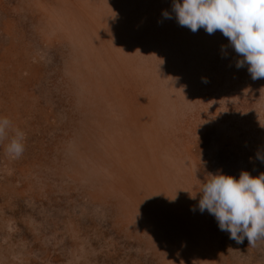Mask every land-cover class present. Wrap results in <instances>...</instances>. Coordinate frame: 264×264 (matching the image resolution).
Returning <instances> with one entry per match:
<instances>
[{
	"label": "rangeland",
	"instance_id": "rangeland-1",
	"mask_svg": "<svg viewBox=\"0 0 264 264\" xmlns=\"http://www.w3.org/2000/svg\"><path fill=\"white\" fill-rule=\"evenodd\" d=\"M172 4L0 0V117L25 133L20 158L0 141V264H264L198 210L210 175L264 173V79Z\"/></svg>",
	"mask_w": 264,
	"mask_h": 264
},
{
	"label": "clouds",
	"instance_id": "clouds-1",
	"mask_svg": "<svg viewBox=\"0 0 264 264\" xmlns=\"http://www.w3.org/2000/svg\"><path fill=\"white\" fill-rule=\"evenodd\" d=\"M172 11L178 24L194 33L200 28L209 35L220 31L242 57L236 67L247 64L253 80L264 79V0H173ZM162 16L172 19L167 11ZM10 130L13 135L6 152L20 158L25 150V133L13 128L8 118L0 117V141ZM257 159L264 163V154L258 153ZM210 177L198 192V210L213 215L219 229L228 232L237 244L247 238L252 245L264 238V173L252 176L242 171L238 179L223 174Z\"/></svg>",
	"mask_w": 264,
	"mask_h": 264
},
{
	"label": "bare ground",
	"instance_id": "bare-ground-1",
	"mask_svg": "<svg viewBox=\"0 0 264 264\" xmlns=\"http://www.w3.org/2000/svg\"><path fill=\"white\" fill-rule=\"evenodd\" d=\"M77 75V74H76ZM165 91H166V89H165ZM174 110V109H173ZM177 110V109H176ZM183 113V112H182ZM177 114V113H176ZM175 114V115H176ZM174 115V114H173ZM178 117V116H177ZM174 129V128H173ZM176 131V130H175ZM153 152V151H152ZM176 152V151H175ZM176 154V153H175ZM181 154V153H180ZM180 154H178V155H180ZM167 155V154H166ZM174 155V154H173ZM159 157V156H158ZM167 157V156H166ZM165 157V158H166ZM171 157V156H170ZM176 157H177V155H176ZM172 158V157H171ZM175 158V157H174ZM180 158V157H179ZM181 158H182V156H181ZM180 158V159H181ZM110 160V159H109ZM126 161V160H125ZM166 161V160H165ZM173 161V160H172ZM180 164V163H179ZM178 164V165H179ZM103 165V164H102ZM104 166V165H103ZM110 166H111V164H110ZM106 167V166H105ZM105 167H104V169H105ZM152 166H150V168H151ZM167 167V166H166ZM108 168V167H107ZM110 168V167H109ZM175 168V167H174ZM173 168V169H174ZM176 168H178V167H176ZM96 169V168H95ZM104 169H103V171L101 170V172H104L105 173V171H106V169H105V171H104ZM187 169V168H186ZM100 170V169H99ZM175 170V169H174ZM176 170H178V169H176ZM183 171L185 170V169H182ZM93 171H96V170H93ZM161 171V170H160ZM157 172V171H156ZM173 172V171H172ZM180 172V171H179ZM182 172V171H181ZM162 173V172H161ZM177 172H175V174H176ZM158 174V173H157ZM156 174V175H157ZM165 174V173H164ZM173 173H171V175H172ZM175 174H174V176H175ZM188 174V173H187ZM186 174V175H187ZM100 175V174H99ZM166 175H167V173H166ZM182 175V174H181ZM180 175V176H181ZM104 176V175H103ZM106 176V175H105ZM136 179L134 180V183L132 184L133 185V187H134V194H133V196H130V198L131 199H133V201L134 202H136V201H139V200H141V195H140V193H139V190L137 189V184H141V183H144V184H146L147 182H149V177H150V174L146 171V169L145 168H143V170H141V172L140 171H138L137 172V174H136ZM159 176V175H158ZM173 176V175H172ZM188 176H190V175H188ZM176 177H177V175H176ZM175 177V178H176ZM178 177H179V175H178ZM177 177V178H178ZM181 177H183V179H184V175L183 176H181ZM101 178H103V177H101ZM163 178V177H162ZM172 178V177H171ZM190 178V177H189ZM164 179V178H163ZM182 179V178H181ZM99 180H101V179H99ZM164 180H166V179H164ZM168 180V179H167ZM166 180V181H167ZM185 180V179H184ZM189 180V179H188ZM188 180H186V181H188ZM104 181V180H103ZM110 181H111V179H110ZM165 181V182H166ZM183 181V180H182ZM185 181V183H186V185H187V182ZM100 182V181H99ZM168 182V181H167ZM170 182V181H169ZM184 182V181H183ZM190 182V181H189ZM110 183V182H109ZM150 183V182H149ZM158 183H160L159 181H158ZM173 184V183H172ZM182 184H184V183H182ZM178 185V184H177ZM190 185H192V184H189V186ZM170 186V185H169ZM185 186V185H184ZM188 186V187H189ZM132 188V187H131ZM131 188H130V190H131ZM151 188H152V186H151ZM178 188V187H177ZM184 188V187H183ZM190 188H193V187H190ZM189 188V189H190ZM170 189V188H169ZM176 190V189H175ZM177 191H180V190H178L177 189ZM194 191V190H193ZM182 192H183V189H182ZM181 192V193H182ZM190 194V193H189ZM113 197V196H112ZM115 197H117V196H115ZM152 197H154L153 199H152V201H150V203H149V205H148V207H150V209L152 210V214H154V215H156V216H159L160 215V213H161V205H164L163 203H161V202H158V200H159V197L157 198V193L156 192H154L153 191V196ZM167 197H171L170 195L169 196H167ZM120 199H122V198H120ZM183 199H185V197H183ZM168 203H170V202H168ZM173 205V204H172ZM188 206H189V204H187ZM191 209V208H190ZM197 212V211H196ZM164 213V211L162 212V214ZM192 213H194V212H192ZM134 215V214H133ZM132 215V216H133ZM200 215V214H199ZM197 217V216H196ZM200 217V216H199ZM198 218V217H197ZM139 222H141V221H139ZM139 225V224H138ZM141 225L143 226L144 225V222H142L141 223ZM140 225V226H141ZM140 226H139V228H140ZM141 226V227H142ZM145 226V225H144ZM143 226V228H145ZM149 227V226H148ZM152 228V227H151ZM146 229H148L147 227H146ZM153 229V228H152ZM154 230V229H153ZM152 232H155V230L154 231H152ZM157 232V231H156ZM159 236V235H158ZM166 236V235H165ZM164 236V237H165ZM176 236V235H175ZM170 238V237H169ZM196 253V252H195ZM191 254V253H190ZM192 255V254H191ZM192 257H194L193 255H192ZM205 257V256H204ZM197 258H195V260H196ZM199 260V259H198ZM204 261V260H203ZM202 262V261H201ZM203 263V262H202ZM204 263H206V262H204ZM207 264V263H206Z\"/></svg>",
	"mask_w": 264,
	"mask_h": 264
}]
</instances>
